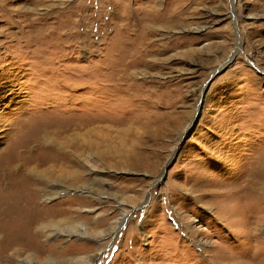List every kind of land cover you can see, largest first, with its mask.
I'll list each match as a JSON object with an SVG mask.
<instances>
[{"label": "rangeland", "instance_id": "obj_1", "mask_svg": "<svg viewBox=\"0 0 264 264\" xmlns=\"http://www.w3.org/2000/svg\"><path fill=\"white\" fill-rule=\"evenodd\" d=\"M49 132L84 174L52 201L1 163L60 160L26 144ZM0 177V264L13 238L41 261L264 264V0H0ZM42 216L87 237L36 234Z\"/></svg>", "mask_w": 264, "mask_h": 264}, {"label": "bare ground", "instance_id": "obj_2", "mask_svg": "<svg viewBox=\"0 0 264 264\" xmlns=\"http://www.w3.org/2000/svg\"><path fill=\"white\" fill-rule=\"evenodd\" d=\"M63 140L64 139L62 138L52 137L50 135V132L43 133L41 136L39 135L34 136L26 144L29 145L30 143H34V144L36 143V145L41 144V146L43 147H51V148L55 147L59 151L58 152L60 156L59 158L61 159L60 160L57 159L58 161L54 159L53 164L52 165L50 164V166L46 168L45 166H47L49 162L47 160L41 161L40 164H35L32 162V159H30L29 157H28V160H26L25 157H21V156L19 157L16 155L10 156L1 161L2 166L4 167V173H3L4 177L7 180H11V181L12 179L20 178L26 182H31V181L38 182L34 184V185H38V188L31 186L30 190H32L34 194L36 195L37 193L39 194V185L41 187V191L43 190V186H44V191L46 195L45 199L50 200V201L56 199L58 196L62 195L63 193H67V192L70 193L72 191L74 192L77 191L76 187L79 186L80 185L79 183L82 182L84 179L83 171H78V169L71 170L69 168L71 167V162L72 164L75 163V160L74 158L71 157V155L72 156L74 155L75 158H77L75 150L79 148V145L75 143L74 141H71L69 136L66 137L65 142H63ZM93 172L96 173V170L92 169V173ZM8 183H9L8 191H13L9 193H15V195L18 197L17 198L18 202L22 204L26 202L22 194L17 190V185L10 184V182ZM83 186L82 188L85 191L87 190L91 191V188L89 185L84 186V187ZM0 194L1 196H3L4 194L7 195L8 193H3L0 190ZM27 201H30L32 203V201H35V199L33 198ZM2 216H3L2 220L0 221V233L7 235L9 234L8 231H10L12 228L9 225H5L6 223H4L3 221L5 218L9 217V214H4V215L2 214ZM125 218L123 220H125ZM123 223L124 222L122 221L121 223H119L118 225H114L110 229L97 232L95 236L96 238L93 235L92 236L95 238V241H101L102 239L106 237L113 238L114 235L119 230V226H121ZM27 226L30 227L31 229L34 228V231L36 234H45L49 232L48 235L51 238H58V237L64 236L67 238L77 237V239L80 240L82 238L87 237L85 236L87 233V231H85L87 230V226H85L84 223L82 222L75 221L74 219L64 218V219L57 220L54 218L49 219L48 216L47 217L42 216L39 219H36L35 222L28 223ZM11 235H13V233L7 235V237L10 238ZM24 244L25 243H23L22 241L15 240L13 238L9 241V245H5L6 247H9V250L11 249L13 250V253L10 254V258L11 260L13 258L17 259V262H16L17 264H50V263L95 264V261H97V258L100 255H102L101 253L102 250L99 249L98 250L99 254L94 256V259H92L93 257H82V258L75 257V258H59L57 260V259H52L50 257V258H46L47 260L44 259L45 261H41V260H38V258L37 259L35 258L36 256L38 257L39 255L32 252L22 259L21 254L23 252L30 251L29 248H26Z\"/></svg>", "mask_w": 264, "mask_h": 264}]
</instances>
